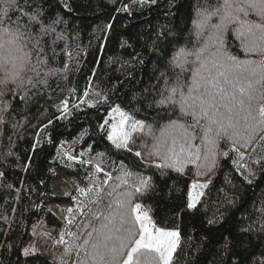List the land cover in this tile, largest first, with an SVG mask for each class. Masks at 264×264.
<instances>
[{
  "label": "trees",
  "instance_id": "16d2710c",
  "mask_svg": "<svg viewBox=\"0 0 264 264\" xmlns=\"http://www.w3.org/2000/svg\"><path fill=\"white\" fill-rule=\"evenodd\" d=\"M29 2L39 6L46 24L59 22L55 33L45 37L49 62L41 76L28 73L32 84L25 79L22 87L10 85L13 91L5 89L7 94L0 96V264H56L41 253L23 254L35 222L59 227L60 243L77 252L80 264L86 255L83 241L100 223L91 213L106 214L107 197L99 206L90 202L95 189L111 191L124 172L132 176L117 191H134L135 180L150 178L134 203L143 205L156 225L179 230L172 264H264V128L256 127L251 142L235 145L236 150L230 139L221 138L215 163L202 152L182 172L157 168L160 161L147 156L154 143L149 126L159 135L160 128L178 117L180 123L191 121L178 106H160L158 101L169 94L165 89L175 86L176 74L182 83H190L195 56L187 58L183 70L172 60L181 48L195 52L203 46L205 37L196 35L194 21L198 9L211 10L217 0ZM4 6L0 0V8ZM231 27L228 51L244 59ZM117 105L145 124L132 133L131 151L107 139L112 124L108 115ZM105 120L109 123L101 128ZM144 143L147 149L141 147ZM136 151L142 155L137 157ZM63 169L75 192L55 195L52 185ZM194 179L208 183L197 205L188 208ZM93 184L87 197L78 191ZM53 203L73 211L59 217L50 209Z\"/></svg>",
  "mask_w": 264,
  "mask_h": 264
},
{
  "label": "snow or ice",
  "instance_id": "6c2138e0",
  "mask_svg": "<svg viewBox=\"0 0 264 264\" xmlns=\"http://www.w3.org/2000/svg\"><path fill=\"white\" fill-rule=\"evenodd\" d=\"M3 4L5 6L0 8V96L7 94L5 89L13 91L10 85L22 87L25 79L32 84L33 77L28 73L41 76L42 68L49 62V43L45 37L55 33L54 25L59 22L54 20L46 24L39 6L29 0H3ZM210 7L211 10L209 6L198 9L199 19L194 21L196 35L205 37L203 46L195 52L181 48L172 60L183 70L189 63L187 58L195 56L192 63L197 67L190 83H182L180 74H176L175 86L165 89L169 94H161L158 101L160 106H178L181 116L191 117V121L180 123L178 117L160 128L159 135L150 126L148 128L154 143L147 156L160 161L155 165L157 168L182 172L186 164L199 161L202 152L205 160L211 157L215 163L221 138L230 139L233 150H236L235 145L251 142L250 134L256 127L264 128V0H217L216 5ZM213 17L218 18L217 23L211 22ZM230 26L246 54L244 59L228 51L226 34ZM248 54L257 58H247ZM164 75L166 73H161L162 77ZM112 114H118L119 120L111 124L107 139L116 148L131 151L132 133L143 130L145 124L130 117L119 105L111 109ZM108 123L105 120L101 128ZM126 124L128 130H125ZM197 140L199 144L195 143ZM141 147L147 149L148 145L144 143ZM135 155L140 157L142 153L136 151ZM68 159L75 157L69 156ZM240 159H243L242 154ZM98 170L102 169L98 166ZM131 176L130 172L118 176L116 179L120 184L111 191L95 189V198L90 202L99 206L107 197V203L103 205L106 214L103 211L91 213L100 223L87 233V239L83 241L81 247L86 255L80 264H172L180 233L157 227L147 212L142 211V205L134 203L135 194L147 189L150 178L135 180L131 185L134 191L127 188L117 191L122 185H128L127 178ZM206 187L207 184H192L188 208H194L203 195L195 190ZM94 188L95 184L78 191L87 197ZM67 211L71 213L73 209ZM29 252L25 249V255Z\"/></svg>",
  "mask_w": 264,
  "mask_h": 264
},
{
  "label": "rangeland",
  "instance_id": "374dc122",
  "mask_svg": "<svg viewBox=\"0 0 264 264\" xmlns=\"http://www.w3.org/2000/svg\"><path fill=\"white\" fill-rule=\"evenodd\" d=\"M114 107L116 106H113L112 108ZM111 109H110V113H111ZM110 113L108 116L109 119L112 120V123L117 122L119 120V115L118 114L110 115ZM128 129H129V125L126 124L125 130ZM193 183L207 184L208 180H202V179L192 180L190 183L189 192L193 191L192 189ZM52 189H53V194L55 195H69L75 192V183L72 177L67 173L66 169H63L60 176L53 182ZM204 190L205 188H197L195 191L203 193ZM201 197L202 195L199 197L198 201L196 202V205L200 201ZM50 209L54 213H56L59 217H63V218L66 217L67 208L64 204L53 203L50 205ZM142 211L147 212L149 217L152 219L149 211L145 209L143 205H142ZM156 226L160 227L158 225ZM164 229L175 230L179 232V230L175 228H164ZM61 237L62 234L59 227L48 225L47 223L44 222H35L31 226V231L28 237V241L25 247L23 248V254L25 255V249H29L30 250L29 254L41 253L46 257H48L49 259H51L56 264H78L77 252L71 251L64 244H61L60 243ZM27 264H32V263H27Z\"/></svg>",
  "mask_w": 264,
  "mask_h": 264
}]
</instances>
